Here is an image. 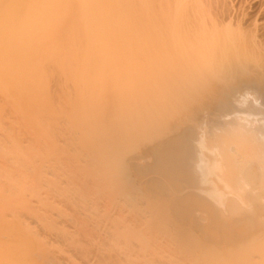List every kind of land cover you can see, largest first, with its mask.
<instances>
[{"label":"bare ground","instance_id":"obj_1","mask_svg":"<svg viewBox=\"0 0 264 264\" xmlns=\"http://www.w3.org/2000/svg\"><path fill=\"white\" fill-rule=\"evenodd\" d=\"M0 264H264V0H0Z\"/></svg>","mask_w":264,"mask_h":264},{"label":"rangeland","instance_id":"obj_2","mask_svg":"<svg viewBox=\"0 0 264 264\" xmlns=\"http://www.w3.org/2000/svg\"><path fill=\"white\" fill-rule=\"evenodd\" d=\"M213 105H215V107L218 105V103H213L210 107H212ZM209 109V108H208ZM207 109V110H208ZM220 110H226L225 107H219ZM219 109L217 108V111H215V116L213 117L212 116H209L208 117V120L212 121V119L214 118H218V115H220V111ZM205 110H201V112H203ZM213 111V112H214ZM198 116H201V113L198 115ZM200 119L202 117H199ZM217 120V119H216ZM219 121V120H217ZM221 121V120H220ZM192 124H188L186 125L187 129L186 131H183L184 133V136H187V138H189V136H191V134H193L195 132V128H194V125L195 122L194 121H191ZM192 129V130H191ZM186 148H189V145H187ZM155 154V151L152 149V148H148L145 153L143 154V156H139V157H132L133 159H131V161H128L127 162V166H128V171H129V176L131 178V180L134 182V183H140L143 182L145 179H147L148 177H150V179L154 178L153 176L156 174V173H160V171L154 167L155 164H154V160L156 158V155L154 156ZM155 157V158H154ZM151 158V159H150ZM154 158V159H153ZM148 159V160H147ZM190 159V158H188ZM187 162V161H186ZM167 163V164H166ZM164 163V165H166V167H164L165 169L169 170V167H170V161L169 162H166ZM163 165V166H164ZM155 169V170H154ZM158 171V172H157ZM156 172V173H155ZM170 174L172 173L171 170H169ZM176 175V174H175ZM157 176H159L157 178ZM170 176V175H169ZM174 176V175H172ZM163 177V174L160 173V174H156L155 178L157 179V186L160 187V190L161 188L164 189V191L167 193L168 197L169 198H172L173 195H175L173 198L176 197V195H179L180 193H184L183 191H187L185 189H183V187L181 188H174L175 186L171 183H173V181H170L169 183H165L163 180H164V177ZM171 177V176H170ZM173 180L175 177H171ZM163 182H164V185H163ZM162 184V185H161ZM162 189V190H163ZM161 190V191H162ZM170 190V191H169ZM165 192L162 191V193L164 194ZM196 211H192V213H190L191 215H187L186 219L190 222V223H194V226H197V227H201V224H199V222L197 221V219L199 218V213L197 212L196 214ZM198 214V215H197ZM197 218V219H196ZM193 225V224H192Z\"/></svg>","mask_w":264,"mask_h":264}]
</instances>
